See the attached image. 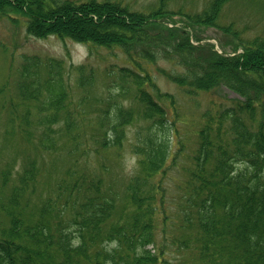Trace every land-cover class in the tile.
<instances>
[{"label":"trees","instance_id":"1","mask_svg":"<svg viewBox=\"0 0 264 264\" xmlns=\"http://www.w3.org/2000/svg\"><path fill=\"white\" fill-rule=\"evenodd\" d=\"M171 1L134 9L123 0H0V17L14 24L23 17L28 34L88 47V59L70 66L79 89L74 100L63 59L23 56L20 101L12 107L26 108L19 125L29 141L33 126L41 130L38 150L54 151L67 141L70 154L81 148L86 153L89 139L105 150H121L126 128L138 125L131 148L138 166L123 193L105 189L102 176L70 170L41 196L36 160L14 180L11 171L3 173L10 190L0 197V264H175L167 257L170 245L192 252L190 264H264V35L245 40L231 23H222L230 0L181 11L176 14L181 21L174 20L181 25L170 28L165 18L175 15ZM195 26L235 36L240 41L235 49L242 51L223 54L211 45V53L192 40H201L189 31ZM116 49L130 64L113 65L107 97H93L90 61L103 59L104 50L117 56ZM161 58L173 63L161 73L183 95L196 99L224 86L242 97L203 113L193 162L177 161L185 145L173 117L178 102L146 64ZM60 121L64 126L57 132L53 125ZM171 165L184 174L173 179ZM167 178L181 193L173 206Z\"/></svg>","mask_w":264,"mask_h":264},{"label":"rangeland","instance_id":"2","mask_svg":"<svg viewBox=\"0 0 264 264\" xmlns=\"http://www.w3.org/2000/svg\"><path fill=\"white\" fill-rule=\"evenodd\" d=\"M210 0H172L169 4V9L175 13L170 17L165 18L167 22L172 23L168 27L179 26L181 23L174 20L181 21V17L176 15L181 11H198L202 10L204 5ZM127 2L134 9H147L149 6L155 4L157 0H123ZM222 23H231L238 31L239 36L245 40H249L257 35H264V0H230L225 3L222 11ZM24 18L20 17L19 22L13 23L12 20L6 16L0 17V197L9 193V184L4 185L3 173L10 172L9 179H15L23 171V166L29 161L36 160L40 168L39 182L37 190L39 194L46 195L50 189L54 187L57 180L66 177V173L70 170H75V173L86 172L90 175L102 176L103 186L107 190L114 189L118 192L124 191V185L133 176L138 164L137 155L132 151V143L134 134L138 125L131 124L126 128L127 138L124 147L121 150L116 148L105 150L100 145L93 144L92 139L84 140L87 143L88 150L83 153L81 148L77 154H70L72 149L67 141L62 144L59 143L60 148L54 151H41L35 146L36 133L41 130L32 127L31 140L23 134L20 123V115L23 114L26 108L21 105L17 107L14 104H19L20 98L18 97L17 85L20 73V66L23 62V56L36 55L43 58L55 57L63 59L64 65L70 72V66L82 64L88 59V47L85 44L77 43L69 39L58 38L55 35L49 37H35L28 34L26 27L23 23ZM169 23V24H170ZM195 30H189L194 34H198L200 41L195 40V43H201L206 46L211 53L214 45L215 50H222L223 54H238L242 51L238 47L240 44L235 36L224 33L218 27L195 26ZM239 43V44H238ZM205 50L206 53L209 51ZM219 51V53H221ZM105 56L103 59L95 58L90 61V65L95 69V94L93 97L100 96L102 99L107 97L108 85L113 80L110 74L113 65H128L130 60L127 54L123 51L116 49L117 56L110 55L104 50ZM170 53V52H169ZM167 55H170V54ZM149 71L151 70L155 75L156 82L164 91H169L176 96L178 102L175 111V118L177 129L180 137L184 140L185 145L182 152L179 153L177 161L193 162L191 157L194 153L198 142V130L201 124L203 113L208 110L212 105H216L215 109L218 110L224 106H230L234 102L242 99L237 93L228 90L224 86H219L213 90L200 92L196 99L187 95H183L178 89L177 85L170 82L165 74L161 73L162 68L172 67L173 63H168L167 60L162 59L153 63H146ZM68 76V83L72 89V99H76L79 95V89L75 86V78L71 75ZM66 76V74H65ZM93 102L92 105H94ZM125 104L129 105V101L125 100ZM90 106L91 110L95 111L96 107ZM73 106V102L72 105ZM136 107V103L133 104ZM15 109L16 115L11 121L10 110ZM32 120L34 118L32 117ZM78 122V121H77ZM64 123L61 121L53 125L55 131L63 128ZM89 132V130H87ZM89 142L93 144L89 145ZM98 149L99 154L94 153L93 149ZM169 164H175L173 161ZM170 173L172 178L177 179V175L184 173L175 169L174 165L170 166ZM173 179L167 178L166 180V194L170 196L172 201H168L169 206L176 204L181 197L179 184ZM119 206H122L123 200H120ZM4 219L3 212L0 211V222ZM158 232L159 237L162 231L161 221L159 222ZM171 246L168 248L167 257L175 264H190L192 261L190 251H177ZM196 261V259L194 260ZM198 262V261H196ZM82 264V263H81ZM84 264V263H83Z\"/></svg>","mask_w":264,"mask_h":264}]
</instances>
